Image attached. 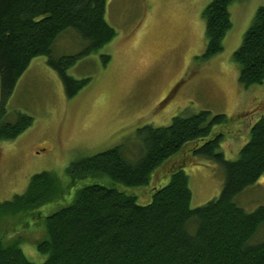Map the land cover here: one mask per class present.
Masks as SVG:
<instances>
[{"label":"trees","instance_id":"1","mask_svg":"<svg viewBox=\"0 0 264 264\" xmlns=\"http://www.w3.org/2000/svg\"><path fill=\"white\" fill-rule=\"evenodd\" d=\"M232 1L211 0L203 9L204 58L222 50ZM106 2L0 0V141L14 139L32 124L23 112L8 120L7 102L34 57H46L68 97L87 82L73 78L67 68L115 37L105 18ZM69 29L84 43L83 51L54 56V41ZM232 57L242 87L262 83L264 5L256 9ZM101 58L106 63L109 56ZM226 121L225 114L208 110L175 115L168 125L138 127L136 151L122 143L71 161V184L85 178L106 182L83 185L69 204L44 217L45 237L36 245L45 256L41 262L27 258L15 239L0 241V264H264V239L252 242L264 228V204L246 211L236 203V196L264 173V115L251 125L233 160L218 150L223 133L214 130ZM193 156L213 160L224 171L220 193L196 207L190 206L183 169ZM163 177L167 182L156 186ZM64 192L55 173H35L23 193L0 202V216L31 212Z\"/></svg>","mask_w":264,"mask_h":264},{"label":"rangeland","instance_id":"2","mask_svg":"<svg viewBox=\"0 0 264 264\" xmlns=\"http://www.w3.org/2000/svg\"><path fill=\"white\" fill-rule=\"evenodd\" d=\"M210 1L107 0L105 18L116 35L67 68L76 80L88 79L71 97L45 56L30 61L8 99L7 119L23 112L33 121L14 139L0 141V202L23 193L30 177L41 171L55 173L65 192L31 212L0 216L2 244L19 239L26 257L41 262L45 256L36 245L45 237L44 217L69 204L83 185L106 182L85 178L71 184L68 165L122 143L136 151L135 131L142 125H168L175 115L200 110L225 114L227 121L214 126L223 133L218 150L226 159L237 158L251 125L264 115V79L242 87L232 54L264 0L232 1L231 28L222 50L204 58L202 12ZM83 48L69 29L57 37L52 49L54 56H61L81 53ZM104 54L109 56L106 63L101 62ZM193 157L183 169L191 190L190 206L196 207L220 193L224 171L213 160ZM166 182L163 177L156 186ZM236 203L246 211L264 204V173L236 196ZM263 239L264 228L252 242Z\"/></svg>","mask_w":264,"mask_h":264}]
</instances>
